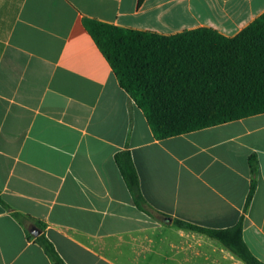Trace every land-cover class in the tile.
<instances>
[{
	"label": "crops",
	"instance_id": "obj_1",
	"mask_svg": "<svg viewBox=\"0 0 264 264\" xmlns=\"http://www.w3.org/2000/svg\"><path fill=\"white\" fill-rule=\"evenodd\" d=\"M138 2L0 0V264L54 263L31 226L66 264H219L223 254L245 264L174 220L219 230L243 220L264 262V113L158 140L84 25L232 38L264 14V0ZM123 151L152 215L117 165Z\"/></svg>",
	"mask_w": 264,
	"mask_h": 264
},
{
	"label": "trees",
	"instance_id": "obj_2",
	"mask_svg": "<svg viewBox=\"0 0 264 264\" xmlns=\"http://www.w3.org/2000/svg\"><path fill=\"white\" fill-rule=\"evenodd\" d=\"M84 25L158 140L264 113V14L232 38L206 27L165 36L89 18ZM116 162L135 203L152 215L131 153L119 152ZM250 162L256 174V158ZM255 191L253 180L246 209ZM14 216L23 224L27 220ZM173 224L220 242L245 264H264L245 243L243 220L223 230L182 220ZM35 240L53 264H66L45 233Z\"/></svg>",
	"mask_w": 264,
	"mask_h": 264
},
{
	"label": "water",
	"instance_id": "obj_3",
	"mask_svg": "<svg viewBox=\"0 0 264 264\" xmlns=\"http://www.w3.org/2000/svg\"><path fill=\"white\" fill-rule=\"evenodd\" d=\"M30 232L34 236H39L41 234V230L38 227H36V226H31L30 227Z\"/></svg>",
	"mask_w": 264,
	"mask_h": 264
},
{
	"label": "rangeland",
	"instance_id": "obj_4",
	"mask_svg": "<svg viewBox=\"0 0 264 264\" xmlns=\"http://www.w3.org/2000/svg\"><path fill=\"white\" fill-rule=\"evenodd\" d=\"M219 264H233L231 261L226 260L223 254V257L221 258V260L219 261Z\"/></svg>",
	"mask_w": 264,
	"mask_h": 264
}]
</instances>
